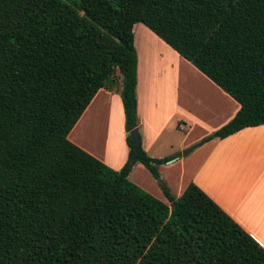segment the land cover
Listing matches in <instances>:
<instances>
[{"label":"trees","instance_id":"16d2710c","mask_svg":"<svg viewBox=\"0 0 264 264\" xmlns=\"http://www.w3.org/2000/svg\"><path fill=\"white\" fill-rule=\"evenodd\" d=\"M141 23L239 108L210 135L264 127V0H0V264H264L193 183L173 197L140 141L132 26ZM118 92L127 158L111 170L67 139ZM139 138V135H138ZM139 163L167 203L132 184Z\"/></svg>","mask_w":264,"mask_h":264},{"label":"crops","instance_id":"0c3cea01","mask_svg":"<svg viewBox=\"0 0 264 264\" xmlns=\"http://www.w3.org/2000/svg\"><path fill=\"white\" fill-rule=\"evenodd\" d=\"M131 32L142 150L153 159L179 155L157 167L171 196L178 197L193 183L264 250V127L212 139L181 156L182 150L230 121L239 106L141 23ZM66 139L109 169L119 170L128 148L118 92L99 89ZM127 179L167 203L139 163Z\"/></svg>","mask_w":264,"mask_h":264},{"label":"water","instance_id":"95a60500","mask_svg":"<svg viewBox=\"0 0 264 264\" xmlns=\"http://www.w3.org/2000/svg\"><path fill=\"white\" fill-rule=\"evenodd\" d=\"M128 138L129 140L131 141V146H132V156H131V161L133 160V155L135 153V150H136V146L138 144V130L135 128V129H132L131 131L128 132ZM196 147V145H193V146H190L186 149H184L182 152H181V155L182 156H186L187 154H189L194 148Z\"/></svg>","mask_w":264,"mask_h":264},{"label":"rangeland","instance_id":"374dc122","mask_svg":"<svg viewBox=\"0 0 264 264\" xmlns=\"http://www.w3.org/2000/svg\"><path fill=\"white\" fill-rule=\"evenodd\" d=\"M196 144H197V143H196ZM196 144H195V145H196ZM195 148H196V147H195ZM195 148H194V149H195ZM182 151H183V150H182ZM182 151H181V152H182ZM181 152H180V155H181ZM187 155H188V154H187ZM187 155H186V156H187ZM181 156H182V155H181ZM138 188H139V187H138ZM139 189H140V188H139ZM142 191H143V190H142Z\"/></svg>","mask_w":264,"mask_h":264},{"label":"built area","instance_id":"2783aa9c","mask_svg":"<svg viewBox=\"0 0 264 264\" xmlns=\"http://www.w3.org/2000/svg\"><path fill=\"white\" fill-rule=\"evenodd\" d=\"M178 127H179V129H182L183 128L182 125H179Z\"/></svg>","mask_w":264,"mask_h":264}]
</instances>
